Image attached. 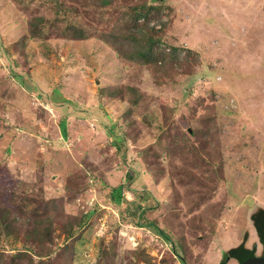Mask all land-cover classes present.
Masks as SVG:
<instances>
[{
  "label": "rangeland",
  "instance_id": "374dc122",
  "mask_svg": "<svg viewBox=\"0 0 264 264\" xmlns=\"http://www.w3.org/2000/svg\"><path fill=\"white\" fill-rule=\"evenodd\" d=\"M163 1L169 9H162L167 21L161 40L178 45L179 56L183 47L199 54L196 73L188 77L194 81L188 90L191 109L181 100L177 106L175 88L154 82L147 66L127 63L96 34L27 37L30 16L52 17L47 1L0 0V200L8 207L17 203V211L27 215L41 212L44 204L70 216L96 204L74 242L75 264H93L99 237L114 264H147L134 256L139 250L151 256L150 264H167L160 258L174 240L141 226L148 221L182 238L186 249L181 259L188 264H219L226 250H233L226 264L247 263L235 257L240 249L264 256L255 222V216L264 215V0ZM84 5H74L75 16L87 11L94 15V25H105L106 7L85 10ZM20 65L26 68L21 75ZM188 78L175 76L184 84ZM119 84L122 99L107 95L109 87ZM132 96L140 98L129 112L140 135L128 141L121 156L111 140ZM167 105L175 108L173 116L165 111ZM205 109L221 128V169L215 166L216 156L204 153L210 164L198 153L167 159L164 148L170 140L163 131L179 135V114L194 119ZM84 158L97 166L95 177L110 187L128 184L122 203L105 197L109 189L99 179L81 177ZM137 161L142 164L138 171ZM77 187L78 192L69 190ZM145 198L152 207L145 206L150 205ZM131 209L138 215L122 219ZM58 232L54 227L55 250L66 239ZM15 246L23 247L13 233L0 235V251L14 252ZM168 264L182 263L175 259Z\"/></svg>",
  "mask_w": 264,
  "mask_h": 264
},
{
  "label": "trees",
  "instance_id": "16d2710c",
  "mask_svg": "<svg viewBox=\"0 0 264 264\" xmlns=\"http://www.w3.org/2000/svg\"><path fill=\"white\" fill-rule=\"evenodd\" d=\"M45 1L50 5L52 17L43 15L30 16L26 22V27L28 28L27 37H39L42 33H44V35L47 33L51 34V36L75 39L85 37L88 33L96 34L101 39L100 42L103 45H114L113 49L116 50V55L118 57L122 56L120 58H124L123 60H126L127 63L147 66L154 82L159 83L163 81V84L169 89L175 88L176 90H174L178 93L179 99L174 96V101H179L177 104L178 107L181 105V100L182 105H187V107L190 108L191 105L189 104L188 97L190 99L191 96L188 90L192 88L191 86H193L194 81L188 77L193 74L195 75V67L200 63V58L197 51L191 49V47L188 48L183 46H181V48L183 47L181 50L183 54L179 56L178 52H180V50H178V45H168L161 40V35L167 21L164 19L167 10L165 13H162V9H169V6L165 5L163 0H155L154 2H148V0H115L113 5H109L113 0ZM75 4L78 6L86 4L84 5L86 8L85 10H87V8H94L93 10L101 8L102 10L106 7L109 17L106 19L105 25L99 27L97 26L98 22L94 25L93 21L95 17L93 14H88L87 11L85 16H75L78 13L77 8L74 6ZM72 14L75 16L74 19L71 17ZM89 27H91L90 30ZM20 45L19 49L23 53L24 44L21 43ZM17 67L20 69V72H18L19 75H21L22 69H26L21 65ZM176 74L188 78L187 84H184L182 79L176 80ZM165 77H168V80H165ZM19 83L22 85L24 82L21 81ZM24 85L26 84L24 83ZM106 92L107 95L114 96L116 99L123 98L121 84L109 87ZM138 99L140 98L132 96L128 100V105L130 107H127L124 114H122V120L118 126L119 128L115 127L116 136L114 140H111V147H113L115 154L119 153L122 156L128 141H136L140 135L139 131L136 129L134 120L129 116L130 108L132 109L139 106ZM200 101H202L201 98ZM192 107L196 109L195 106ZM205 107L207 109L209 106L205 104ZM164 109L171 114L169 116H173L172 114L175 108L167 105ZM190 116L191 117H187L183 113L179 114V124L177 123L178 125L176 128L180 132L179 135L175 132H170L169 129L163 131L170 140L166 143L164 148L167 159L177 154L183 155L190 153V155H193L198 153L197 155L201 160L210 164L212 159L203 157L204 155H202V153H204L210 157L213 155L216 156L217 160L215 166L221 167L224 161L222 154L219 152L218 139L221 128L216 121V116L209 110H206V113L204 112L194 119L193 114ZM194 121H197L195 125H193ZM60 123L61 133L63 136H66L67 131L65 123L63 121ZM183 127H185L186 130H183ZM108 130L111 132L115 131L113 127ZM149 150L151 153L156 154V151L149 148H145L143 151L148 152ZM83 161L85 168L84 175L81 177L83 179L88 177L99 179V183L103 184V186H107L109 189L105 197L117 205L122 203V190L126 188L128 184L124 186V184L121 183L114 187H110L107 183L102 181L101 176L95 177L93 170L97 168L96 165H92L91 167V163L88 162L87 158H84ZM137 162L139 163H136V170L138 171L142 164L140 161ZM149 163L152 164V161H145V165ZM129 169H131V172L134 170L130 167ZM217 177L223 183L226 181L225 178L221 176ZM69 190L78 192V187L74 190L69 188ZM144 200L146 203H150V205L145 204V206H153L151 200L148 201L146 198ZM144 207H142L140 216L145 212ZM18 208L20 209V205L17 203H15L13 207H8L4 201L0 200V235L13 233L14 239L19 240L23 246L21 248L17 246L13 247L15 249L14 252L0 251V264H75V262H73L75 253L74 242L80 238L82 231L86 229L91 215L97 211L96 204L86 211L81 209L79 214L72 216L64 212L59 213L57 211H52L46 204L43 205L41 212H32L31 215L22 214L17 211ZM137 215L138 213H136L134 209H131L127 213V216L122 215L121 217L125 219L129 216L134 217ZM255 215L256 214L253 216ZM255 222H257V229H260V235L264 241V215L261 216V218L255 216ZM154 223V221H148L147 223H142L141 226L144 225L148 227L150 230L158 233L161 238L174 240L173 244L170 242L171 251L162 256L160 261L168 264L175 259H179L182 264H188L181 259L186 249L184 242H182V238H177L171 230L169 231L165 226L158 228ZM54 227H59L61 233L58 232L57 234H62L66 238L56 250L54 245L57 243V240L55 239L56 236L53 234ZM107 252L106 244L102 241L101 237H99L98 249L93 264H114L113 256L110 257ZM230 254L233 255V250L224 251L223 258L220 260L219 264H226L224 261L230 257ZM234 254L235 257L241 260L252 255L249 251L243 249L234 252ZM134 256L137 260L143 261L144 263H151V256L144 254L142 250L136 251V253L134 252ZM80 264L85 263L81 262Z\"/></svg>",
  "mask_w": 264,
  "mask_h": 264
},
{
  "label": "water",
  "instance_id": "95a60500",
  "mask_svg": "<svg viewBox=\"0 0 264 264\" xmlns=\"http://www.w3.org/2000/svg\"><path fill=\"white\" fill-rule=\"evenodd\" d=\"M246 264H264V256L262 258H255L254 256H249L246 258Z\"/></svg>",
  "mask_w": 264,
  "mask_h": 264
}]
</instances>
